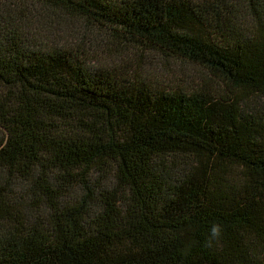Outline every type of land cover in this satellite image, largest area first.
Here are the masks:
<instances>
[{
	"label": "trees",
	"instance_id": "1",
	"mask_svg": "<svg viewBox=\"0 0 264 264\" xmlns=\"http://www.w3.org/2000/svg\"><path fill=\"white\" fill-rule=\"evenodd\" d=\"M36 6L207 80L93 62ZM0 264H264V0H0Z\"/></svg>",
	"mask_w": 264,
	"mask_h": 264
},
{
	"label": "rangeland",
	"instance_id": "2",
	"mask_svg": "<svg viewBox=\"0 0 264 264\" xmlns=\"http://www.w3.org/2000/svg\"><path fill=\"white\" fill-rule=\"evenodd\" d=\"M35 15H39V21L47 23L48 27L41 28V24L34 21L33 29H36V26L40 29L33 34H41V37L47 35L52 40L60 41L59 44L83 43L93 54L92 61L99 62L100 65L138 70V73L154 83L170 87L179 86L186 90L201 85L207 80L203 71L187 64L165 61L160 57L150 55L142 60L133 55H120L118 47L112 46L103 34L90 29L75 18L46 11L39 6H36Z\"/></svg>",
	"mask_w": 264,
	"mask_h": 264
},
{
	"label": "clouds",
	"instance_id": "3",
	"mask_svg": "<svg viewBox=\"0 0 264 264\" xmlns=\"http://www.w3.org/2000/svg\"><path fill=\"white\" fill-rule=\"evenodd\" d=\"M223 227L219 222H213L208 229L205 246L208 248L213 247L214 243L218 242L222 236Z\"/></svg>",
	"mask_w": 264,
	"mask_h": 264
}]
</instances>
